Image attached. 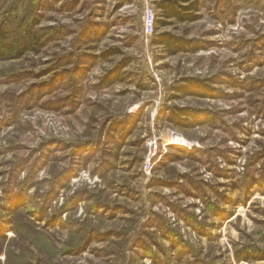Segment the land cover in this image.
<instances>
[{"label": "rangeland", "instance_id": "1", "mask_svg": "<svg viewBox=\"0 0 264 264\" xmlns=\"http://www.w3.org/2000/svg\"><path fill=\"white\" fill-rule=\"evenodd\" d=\"M158 1L0 0V264H264V0Z\"/></svg>", "mask_w": 264, "mask_h": 264}, {"label": "trees", "instance_id": "2", "mask_svg": "<svg viewBox=\"0 0 264 264\" xmlns=\"http://www.w3.org/2000/svg\"><path fill=\"white\" fill-rule=\"evenodd\" d=\"M187 5H183V4ZM156 8L161 12L160 16L165 20H175L178 22H194L198 18V12L200 11V3L198 0H160L155 3ZM160 24H165L164 20H158ZM158 45L164 46L170 55H176L180 52L187 50V46L192 44V42L175 37L170 33H162L157 37L155 42ZM197 50V49H194ZM23 53V49L19 48V45H16L10 40L8 28L6 25L0 26V59H10L19 56ZM129 62V61H128ZM128 63L124 65L126 67ZM181 93L185 96H198L205 98L209 96L207 93V87H203V84L196 79H190L186 82L184 87L180 89ZM204 92H206L204 94ZM175 122L179 124L182 122L186 127L192 128L195 124L200 123L202 119H210V115L206 112L193 110L191 108L180 109L175 113ZM182 120V121H181ZM13 200V198H12ZM16 203V201H14ZM82 230L89 231L90 237V228H81ZM92 240L90 238L88 241ZM88 241L85 239L84 245ZM78 239V243H79ZM86 243V244H87ZM85 244V245H86ZM77 247L80 248V245ZM21 261V262H20ZM14 264H28V259L25 256H20L17 258V261Z\"/></svg>", "mask_w": 264, "mask_h": 264}, {"label": "built area", "instance_id": "3", "mask_svg": "<svg viewBox=\"0 0 264 264\" xmlns=\"http://www.w3.org/2000/svg\"><path fill=\"white\" fill-rule=\"evenodd\" d=\"M154 24H155L154 12L152 9H147L144 13V34L146 37H150L153 34ZM149 146L152 147V144H150ZM156 156H157V151H156V147H154V152L150 155V157L154 159ZM148 166L152 167V165L150 164Z\"/></svg>", "mask_w": 264, "mask_h": 264}]
</instances>
